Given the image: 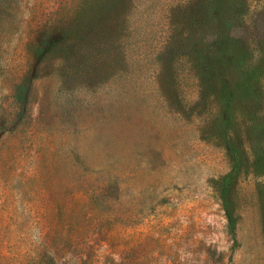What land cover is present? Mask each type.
Returning <instances> with one entry per match:
<instances>
[{"label":"rangeland","instance_id":"obj_1","mask_svg":"<svg viewBox=\"0 0 264 264\" xmlns=\"http://www.w3.org/2000/svg\"><path fill=\"white\" fill-rule=\"evenodd\" d=\"M0 264H264V0H0Z\"/></svg>","mask_w":264,"mask_h":264},{"label":"trees","instance_id":"obj_2","mask_svg":"<svg viewBox=\"0 0 264 264\" xmlns=\"http://www.w3.org/2000/svg\"><path fill=\"white\" fill-rule=\"evenodd\" d=\"M102 3V1L99 2H95V3H91L90 5L94 4V9L95 11L97 9L100 8V4ZM94 12V11H93ZM77 26H79V28H83L86 26V24L82 21L76 24ZM73 27V26H72ZM41 44V45H40ZM39 42L34 46V52L36 54H40L41 52H43V46L48 45V43H46L45 41H43L42 43ZM52 45H50L51 48ZM24 94H25V90H24V84L18 83L15 87H14V92H13V99L16 102V104L19 106V109H21L23 107V104L25 103V99H24Z\"/></svg>","mask_w":264,"mask_h":264}]
</instances>
